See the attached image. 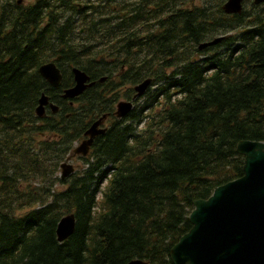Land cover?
I'll return each instance as SVG.
<instances>
[{
  "label": "trees",
  "instance_id": "16d2710c",
  "mask_svg": "<svg viewBox=\"0 0 264 264\" xmlns=\"http://www.w3.org/2000/svg\"><path fill=\"white\" fill-rule=\"evenodd\" d=\"M225 2L0 0V264H174L194 201L244 174L239 141H264V2L240 14ZM49 61L59 87L39 73ZM74 66L95 84L65 99ZM44 93L59 110L38 116ZM105 114L106 132L61 178ZM68 213L76 228L60 242Z\"/></svg>",
  "mask_w": 264,
  "mask_h": 264
},
{
  "label": "water",
  "instance_id": "95a60500",
  "mask_svg": "<svg viewBox=\"0 0 264 264\" xmlns=\"http://www.w3.org/2000/svg\"><path fill=\"white\" fill-rule=\"evenodd\" d=\"M256 4L264 0H254ZM244 0H227L223 10L227 14H240ZM225 36H219L204 42L200 49L215 45ZM42 77L53 87H59L63 74L56 62H45L39 67ZM75 85L67 88L63 97L74 99L80 96L95 82L83 69L74 66ZM103 77L101 81H104ZM152 83L147 78L135 85L134 98L143 95ZM133 101L121 100L117 104L116 116H127ZM53 112L59 107L50 102L44 93L37 108L38 116H43L46 107ZM109 114L95 120L86 131L87 136L78 144L73 155L87 156L97 136L106 132L105 123ZM237 151L244 156L243 176L215 188L213 194L206 199L194 201V209L190 214L191 229L181 236L171 249L174 264H264V141L241 140ZM62 178L70 176L75 166L65 161L61 164ZM76 216L74 213L64 215L57 226V237L60 242L68 239L75 231ZM128 264H149L143 259H133Z\"/></svg>",
  "mask_w": 264,
  "mask_h": 264
},
{
  "label": "rangeland",
  "instance_id": "374dc122",
  "mask_svg": "<svg viewBox=\"0 0 264 264\" xmlns=\"http://www.w3.org/2000/svg\"><path fill=\"white\" fill-rule=\"evenodd\" d=\"M224 35V34H221ZM220 36V35H219ZM126 99V98H122L121 100ZM76 145V144H75ZM71 162L76 166L79 167V164L81 163V161L79 160L78 157L72 158Z\"/></svg>",
  "mask_w": 264,
  "mask_h": 264
},
{
  "label": "flooded vegetation",
  "instance_id": "af4514ba",
  "mask_svg": "<svg viewBox=\"0 0 264 264\" xmlns=\"http://www.w3.org/2000/svg\"><path fill=\"white\" fill-rule=\"evenodd\" d=\"M92 81L95 82V81L91 78V81H89V82H92Z\"/></svg>",
  "mask_w": 264,
  "mask_h": 264
},
{
  "label": "bare ground",
  "instance_id": "6f19581e",
  "mask_svg": "<svg viewBox=\"0 0 264 264\" xmlns=\"http://www.w3.org/2000/svg\"><path fill=\"white\" fill-rule=\"evenodd\" d=\"M95 10V9H94Z\"/></svg>",
  "mask_w": 264,
  "mask_h": 264
}]
</instances>
